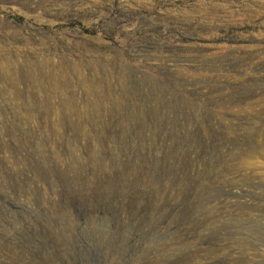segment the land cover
I'll use <instances>...</instances> for the list:
<instances>
[{"label":"rangeland","instance_id":"rangeland-1","mask_svg":"<svg viewBox=\"0 0 264 264\" xmlns=\"http://www.w3.org/2000/svg\"><path fill=\"white\" fill-rule=\"evenodd\" d=\"M0 264H264V0H0Z\"/></svg>","mask_w":264,"mask_h":264}]
</instances>
